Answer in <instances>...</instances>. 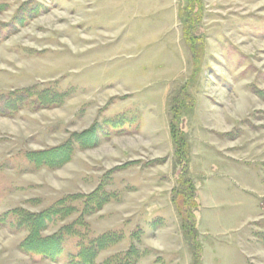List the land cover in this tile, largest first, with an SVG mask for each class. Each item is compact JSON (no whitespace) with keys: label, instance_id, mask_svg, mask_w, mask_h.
I'll return each mask as SVG.
<instances>
[{"label":"rangeland","instance_id":"374dc122","mask_svg":"<svg viewBox=\"0 0 264 264\" xmlns=\"http://www.w3.org/2000/svg\"><path fill=\"white\" fill-rule=\"evenodd\" d=\"M177 6L181 0H0V94H65L59 106L0 115V216L88 197L99 185L112 196L89 216L81 214L86 198L74 201L72 214L55 220L46 234L64 226L74 234L56 262L22 253L26 234L0 226V264H66L78 241L112 232L121 240L97 263H120L134 247V264H193L172 203L180 169L168 107L182 86L194 99L181 128L200 205L201 262L264 264V0H202L194 53ZM120 115L133 118L131 130L95 148L74 144L58 169H33L25 159Z\"/></svg>","mask_w":264,"mask_h":264},{"label":"trees","instance_id":"16d2710c","mask_svg":"<svg viewBox=\"0 0 264 264\" xmlns=\"http://www.w3.org/2000/svg\"><path fill=\"white\" fill-rule=\"evenodd\" d=\"M181 2L182 7L178 11V18L181 22L182 38L188 49L194 53L198 39L195 33L202 0H181ZM64 98L65 94L55 93L48 89L40 91L34 87L0 94V115L11 117L23 107L40 109L59 106ZM193 108L194 99L185 86H182L169 101V134L173 145L174 165L175 168L180 169L175 181L176 188L172 190L173 196L176 195L177 199L172 198V203L180 220L182 234L191 243L193 264H202V246L198 241L196 222V214L200 205L196 198L195 185L189 176V146L181 128L182 117ZM134 124L133 118L128 120L125 115L95 123L86 131L74 134L64 144L43 151L29 152L25 155V159L33 169H58L69 162L74 144L79 145L81 149L95 148L112 136L131 130L130 127ZM157 162L159 161H152V163ZM82 198H86V201L81 214L89 216L110 202L112 196L104 191L103 185H99L88 197L74 195L62 198L53 206L36 213L21 208L9 210L0 216V226H7L14 231L26 234L18 246L22 253L56 262L64 252L65 238L74 234L69 226L61 227L51 234H46V232L56 219H64L71 215L74 209L70 204ZM120 240L121 237L112 232L104 233L88 243L78 241L76 253L66 257V264H134L138 257V251L134 247L119 259L120 263L109 259L103 263H97L99 253Z\"/></svg>","mask_w":264,"mask_h":264},{"label":"crops","instance_id":"0c3cea01","mask_svg":"<svg viewBox=\"0 0 264 264\" xmlns=\"http://www.w3.org/2000/svg\"><path fill=\"white\" fill-rule=\"evenodd\" d=\"M178 11H179V8H178V6H177V11H176V12H177V13H176V14H177V16H178Z\"/></svg>","mask_w":264,"mask_h":264}]
</instances>
